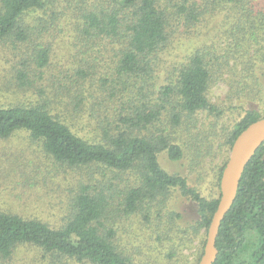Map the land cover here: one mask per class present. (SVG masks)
I'll use <instances>...</instances> for the list:
<instances>
[{
  "label": "trees",
  "instance_id": "1",
  "mask_svg": "<svg viewBox=\"0 0 264 264\" xmlns=\"http://www.w3.org/2000/svg\"><path fill=\"white\" fill-rule=\"evenodd\" d=\"M217 16L221 26L211 31ZM58 30L75 49L62 62ZM194 38L205 39L186 49ZM214 81L226 85L229 109H237L235 98L258 103L241 107L219 136L211 124L208 134L229 151L264 116V0H0V97L14 98L0 102V139L22 132L56 167L28 163L19 197L38 190L43 198L42 184L57 173L65 195L56 223L0 205V264H12L21 246L37 249L45 264H134L116 227L133 214L148 219V207L176 190L196 202L198 216L169 235L181 214L166 211L167 256L206 234L227 154L212 169L209 195L166 171L159 154L184 156L173 128L198 112L223 115L224 105L208 98ZM215 246L213 264H264V141L242 172Z\"/></svg>",
  "mask_w": 264,
  "mask_h": 264
},
{
  "label": "rangeland",
  "instance_id": "2",
  "mask_svg": "<svg viewBox=\"0 0 264 264\" xmlns=\"http://www.w3.org/2000/svg\"><path fill=\"white\" fill-rule=\"evenodd\" d=\"M221 18L217 16L210 23L209 29L211 31L221 26ZM58 31L60 32H53L52 34L55 40L54 51L60 58L57 60L62 62L67 60L75 49L72 37H69L63 30ZM205 34L203 33V35ZM204 39H185L186 42L183 43L185 48L190 50L193 46L200 45ZM214 82L215 84H212L208 91V98L220 106L224 105L223 115L216 119L210 113L198 112L192 120H186L182 122L181 127L173 128L177 143L184 148V156L173 161L167 157L165 152L159 154V163L166 171L186 176L189 184L197 188L203 195L211 193L212 169H217L223 157L226 154L228 156L230 152L227 150L223 139L221 138L222 144L217 137L222 128L229 127L232 119L236 118L243 108L258 109V103L241 98V100L235 98L232 101L233 107L237 106V109H229L227 107L229 104L226 97V85L222 81ZM6 99L14 98L10 96L7 98L0 97V102ZM211 124L214 125L212 129L218 131L217 136L208 134ZM196 150L203 151L202 156H197ZM50 162L42 154L40 148L36 144H32L26 134L22 132H18L8 139H0V205L24 214H38L52 223L58 222L62 214L59 200L63 203L65 201V195L61 188L59 189L61 183L64 182L63 173H57L58 176L53 174V178H48L45 184H42L44 188L40 191H42L43 198L37 199L38 195L35 193L38 190H29L24 196L19 197L25 188L23 175L28 163H38L47 170L56 168ZM16 194L18 195L15 196ZM165 198L166 200L161 204H157L155 201V206L148 207V219L143 218V213L133 214L121 219L116 227L120 248L134 264H182V262L193 264L202 241L206 239V234L201 230L199 236L191 244L182 246L181 250L176 251L174 258H169L167 254L173 252L170 250L171 242L164 233L160 235V230L163 227H169L170 220L167 212L173 209L181 214V217L176 218L174 224L170 225V227H174L173 231L169 227V235H173L171 232H174L175 229L181 231L182 227L193 223L198 215L196 202L183 196L179 191L176 190ZM156 206L161 209L159 214H157L158 208ZM39 254L38 250L33 247L21 246L16 251L12 264H45L38 261Z\"/></svg>",
  "mask_w": 264,
  "mask_h": 264
},
{
  "label": "water",
  "instance_id": "3",
  "mask_svg": "<svg viewBox=\"0 0 264 264\" xmlns=\"http://www.w3.org/2000/svg\"><path fill=\"white\" fill-rule=\"evenodd\" d=\"M264 141V116L244 128L235 138L222 169L217 207L209 223L203 251L197 264H213L218 250L216 237L225 214L235 200L239 181L248 161Z\"/></svg>",
  "mask_w": 264,
  "mask_h": 264
}]
</instances>
